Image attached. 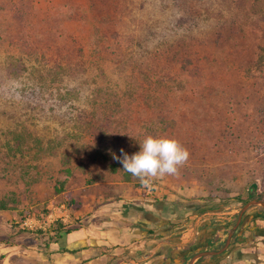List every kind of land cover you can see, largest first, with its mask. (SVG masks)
<instances>
[{
  "label": "rangeland",
  "instance_id": "rangeland-1",
  "mask_svg": "<svg viewBox=\"0 0 264 264\" xmlns=\"http://www.w3.org/2000/svg\"><path fill=\"white\" fill-rule=\"evenodd\" d=\"M146 136L188 152L147 186L113 159ZM251 188L264 199V0H0V242L62 205L76 227L99 201Z\"/></svg>",
  "mask_w": 264,
  "mask_h": 264
},
{
  "label": "crops",
  "instance_id": "crops-1",
  "mask_svg": "<svg viewBox=\"0 0 264 264\" xmlns=\"http://www.w3.org/2000/svg\"><path fill=\"white\" fill-rule=\"evenodd\" d=\"M211 207L148 197L99 201L46 245L33 232L0 242V264H264V199L234 211Z\"/></svg>",
  "mask_w": 264,
  "mask_h": 264
},
{
  "label": "clouds",
  "instance_id": "clouds-1",
  "mask_svg": "<svg viewBox=\"0 0 264 264\" xmlns=\"http://www.w3.org/2000/svg\"><path fill=\"white\" fill-rule=\"evenodd\" d=\"M122 170L147 186L149 178L174 175L188 159L187 150L174 139L146 136L139 144V151L129 156L121 150V156L113 154Z\"/></svg>",
  "mask_w": 264,
  "mask_h": 264
},
{
  "label": "trees",
  "instance_id": "trees-1",
  "mask_svg": "<svg viewBox=\"0 0 264 264\" xmlns=\"http://www.w3.org/2000/svg\"><path fill=\"white\" fill-rule=\"evenodd\" d=\"M213 199V198H212ZM253 199H263L261 195H248V197L243 199L240 194L237 193H230V192H225L224 194L222 193L220 196L215 197V199L209 201L210 204H212V207L210 209L214 210H219L223 208H228V207H235V206H241L247 204L249 201ZM215 206V207H214ZM4 206H0V210H4ZM66 234H69L71 232L70 229H64L63 226L59 224H55L50 228V231L47 234H44L42 232H34V234L37 235L39 244H48L50 241L53 239H56L60 237L61 231H63Z\"/></svg>",
  "mask_w": 264,
  "mask_h": 264
},
{
  "label": "built area",
  "instance_id": "built-area-1",
  "mask_svg": "<svg viewBox=\"0 0 264 264\" xmlns=\"http://www.w3.org/2000/svg\"><path fill=\"white\" fill-rule=\"evenodd\" d=\"M228 208L230 209H227L228 211L236 210V208L234 207ZM62 209L65 210V207L63 205L59 208H54L53 212H50L47 216L45 223L42 226L38 225L37 227H39V229H42V231L44 232L50 230V228L57 223H60L64 227L71 228V226H69L70 222L67 220V216Z\"/></svg>",
  "mask_w": 264,
  "mask_h": 264
}]
</instances>
